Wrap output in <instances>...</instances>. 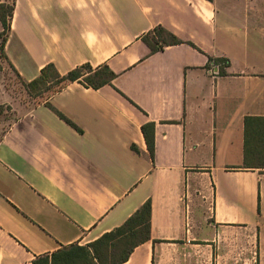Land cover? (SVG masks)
<instances>
[{
  "label": "crops",
  "instance_id": "1",
  "mask_svg": "<svg viewBox=\"0 0 264 264\" xmlns=\"http://www.w3.org/2000/svg\"><path fill=\"white\" fill-rule=\"evenodd\" d=\"M12 1L0 65L27 82L48 63L115 76L41 102L0 81L15 115L0 133V264L87 245L147 199L150 239L120 264H264V168L243 166L244 117L264 116V0ZM157 25L183 42L152 52Z\"/></svg>",
  "mask_w": 264,
  "mask_h": 264
},
{
  "label": "trees",
  "instance_id": "2",
  "mask_svg": "<svg viewBox=\"0 0 264 264\" xmlns=\"http://www.w3.org/2000/svg\"><path fill=\"white\" fill-rule=\"evenodd\" d=\"M14 9V1L0 2L1 50L5 34L10 26ZM142 40L152 52L161 50L166 45L183 42L175 34L157 25L142 36ZM189 44L193 45L190 41ZM220 64L219 73L224 74L228 60L224 57L210 58ZM19 77V75H17ZM115 72L106 64L92 67L89 63L77 65L66 73L61 74L52 63L43 66L38 76L30 81H22L30 96L39 97L43 101L65 84L78 81L87 87L99 88L111 84ZM47 90L51 93L42 96ZM34 93V94H33ZM48 105H50L48 103ZM51 106V105H50ZM3 105H0V110ZM55 112L72 126H77L58 110ZM149 153L153 155L154 122L147 121L141 126ZM243 166L246 168H264V116L248 115L243 122ZM151 201L147 199L119 226L103 233L99 238L87 245L72 243L64 245L49 254L38 255L33 259L34 264H120L124 262L133 248L150 239Z\"/></svg>",
  "mask_w": 264,
  "mask_h": 264
},
{
  "label": "rangeland",
  "instance_id": "3",
  "mask_svg": "<svg viewBox=\"0 0 264 264\" xmlns=\"http://www.w3.org/2000/svg\"><path fill=\"white\" fill-rule=\"evenodd\" d=\"M11 2L12 0H6ZM2 65L4 66L2 68ZM0 65V81L5 84L6 88L9 89L14 95L18 96L19 99H27L29 96L22 80L14 73L6 62ZM51 90H47L43 93V97L50 94ZM34 94V93H33ZM34 101L37 102L39 97H34ZM32 99V98H31ZM14 113L8 106H3L0 110V133L6 128L9 122L14 118Z\"/></svg>",
  "mask_w": 264,
  "mask_h": 264
}]
</instances>
